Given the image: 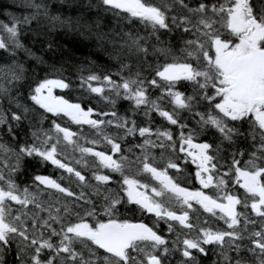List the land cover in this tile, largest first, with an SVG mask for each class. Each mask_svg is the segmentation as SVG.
<instances>
[{"label": "snow or ice", "instance_id": "snow-or-ice-1", "mask_svg": "<svg viewBox=\"0 0 264 264\" xmlns=\"http://www.w3.org/2000/svg\"><path fill=\"white\" fill-rule=\"evenodd\" d=\"M99 5L114 23L83 27L117 67L81 76L80 87L88 104L98 97L104 107L54 95L73 86L63 75L27 84L43 113L20 103L25 69L16 52L33 55L22 28L64 21L44 0H25L27 14L0 22V50L11 59L0 66V131L12 140L0 142V264H170L173 253L177 264H201L209 252L211 264H264V0ZM152 113L166 125L153 126ZM187 161L199 189L168 172ZM46 164L68 183L40 174ZM149 176L155 184L140 178Z\"/></svg>", "mask_w": 264, "mask_h": 264}, {"label": "trees", "instance_id": "trees-1", "mask_svg": "<svg viewBox=\"0 0 264 264\" xmlns=\"http://www.w3.org/2000/svg\"><path fill=\"white\" fill-rule=\"evenodd\" d=\"M44 2L48 4L50 12L53 15H59L64 23H57L53 27L51 23L41 18L39 27H37L36 21L32 22V31H27L26 27L22 28L21 43L25 48L30 49L33 55L30 56L23 49H20L17 50L15 57L19 63L23 64L25 69V81L21 82L25 83V87L21 90L18 99L20 103L37 108V111L41 113H43V110L38 109L27 98V84H32L34 81L38 82L45 77L56 78L63 75V77L72 81L73 86L59 94L72 102L87 103L91 94L86 91V86L85 88L80 87V77L87 76L91 71L98 74L104 70L115 72L117 67L116 62L110 60L108 53L97 43L95 36L83 27L85 22L91 24L97 18L101 19L102 24L114 23L115 18L112 17V13L105 12L103 6L99 5V0H44ZM152 2L161 3V0H152ZM24 3L25 0H0V22H9V15L6 14L16 16L27 14L30 9L23 7ZM131 27L133 31H137L141 30L143 25H140L139 29L135 24ZM125 30L128 29L125 28ZM141 34H143L142 31ZM48 44H51L52 47L49 48ZM35 57H38L39 61ZM5 63H11V59L5 60L3 50H0V66ZM54 68L61 71H54ZM114 78L118 79V77ZM96 102V99H92L90 104ZM100 105L104 106L103 104ZM6 107L7 102L0 99V108ZM117 107L120 112H124L128 108L121 100L117 102ZM44 116L51 118L49 113H44ZM138 119L144 120V117L140 116ZM58 122H61V120ZM49 126L50 119H45L43 127L47 128ZM2 127L0 126V129ZM26 131L27 125L25 124L24 131L20 135H23ZM0 138L3 143H12L11 137L3 134L2 131H0ZM206 138L201 137V139ZM29 171H32V169H29ZM9 259H12V257L10 256Z\"/></svg>", "mask_w": 264, "mask_h": 264}, {"label": "flooded vegetation", "instance_id": "flooded-vegetation-1", "mask_svg": "<svg viewBox=\"0 0 264 264\" xmlns=\"http://www.w3.org/2000/svg\"><path fill=\"white\" fill-rule=\"evenodd\" d=\"M136 151H139V150L137 149ZM78 156H79V154L76 155V157H78ZM114 157H115V155H114ZM65 162H69V161H65ZM70 162L75 167H77V168L80 167L79 165H75V161L74 160H71ZM192 168H193V170H192ZM194 170H195V166L192 165L190 161H187V162H184L182 164V171L179 174H177L176 171L173 170V169H169L168 172H169L170 175H173V176L176 175V178L174 177L175 181L178 182L181 187H184L183 185H181L180 179L181 178H184L185 175L187 174V172H188V174L193 172V177H194ZM82 171H84V170H82ZM47 173L50 174L53 179H58L62 184L68 183L67 180H65V179L62 178V177H67L68 174L67 173H63L62 170L55 169L53 166L49 165L47 167ZM87 174L90 175V173H87ZM113 175H115V174H113ZM140 178L142 180H145L147 177H140ZM194 180H195V177H194ZM73 187H74V185H73ZM114 187H115V185H114ZM129 207L134 208L136 206L135 205H130ZM124 211H125V209L124 208H121V213H124ZM127 215L131 218V217H133L134 214L131 213V212H128ZM205 215H207V214H205ZM150 216H151V214H147V213H145L144 215H140L139 213H136L135 214V219H139V220H142L145 223L151 224L152 223V219H154V217L150 219L149 218ZM160 228L161 229L164 228L163 221L160 222ZM166 235H168L171 238V236L173 234H166ZM169 243H171V239L169 240ZM200 258L207 259L208 256H206V257H200ZM179 259H181V257L179 256V253H177V255L174 257V261L173 262L174 263H177V261Z\"/></svg>", "mask_w": 264, "mask_h": 264}, {"label": "rangeland", "instance_id": "rangeland-1", "mask_svg": "<svg viewBox=\"0 0 264 264\" xmlns=\"http://www.w3.org/2000/svg\"><path fill=\"white\" fill-rule=\"evenodd\" d=\"M68 123H69V125H67V126H70V128L72 129V127H73L74 124H72V122H71L69 119H68ZM47 128H48V127H47ZM72 130H73V129H72ZM1 140H2V139H0V142H1ZM82 143H83V142H82ZM69 151H70L71 154H76V155L79 154V153L77 154L76 152H73V151H71V150H69ZM147 180H148V178H147Z\"/></svg>", "mask_w": 264, "mask_h": 264}, {"label": "bare ground", "instance_id": "bare-ground-1", "mask_svg": "<svg viewBox=\"0 0 264 264\" xmlns=\"http://www.w3.org/2000/svg\"><path fill=\"white\" fill-rule=\"evenodd\" d=\"M1 139V138H0ZM1 142H3V140H1Z\"/></svg>", "mask_w": 264, "mask_h": 264}]
</instances>
